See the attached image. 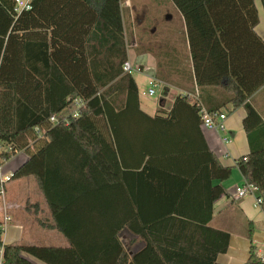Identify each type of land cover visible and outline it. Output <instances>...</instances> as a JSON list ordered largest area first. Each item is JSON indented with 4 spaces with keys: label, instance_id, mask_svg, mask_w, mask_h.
<instances>
[{
    "label": "trees",
    "instance_id": "1",
    "mask_svg": "<svg viewBox=\"0 0 264 264\" xmlns=\"http://www.w3.org/2000/svg\"><path fill=\"white\" fill-rule=\"evenodd\" d=\"M171 1L185 19L193 85L223 89V106H245L250 152L235 166L223 165L200 129L201 108L222 107L190 92L154 115L141 108L133 72L124 71L129 32L121 0H33L19 15L14 0H0V163L28 155L10 178L36 180L68 241L0 239L3 264H36L29 257L46 264H220L231 233L212 225L214 203L230 195L224 181L235 167L258 190L264 211V121L248 102L264 84L256 0ZM213 2L231 4L256 37L261 54L253 87L232 63ZM159 68L155 78L175 85L174 74ZM128 125L132 133L122 135ZM124 229L145 241L132 255L120 238ZM253 236L251 225L246 264H263Z\"/></svg>",
    "mask_w": 264,
    "mask_h": 264
},
{
    "label": "crops",
    "instance_id": "2",
    "mask_svg": "<svg viewBox=\"0 0 264 264\" xmlns=\"http://www.w3.org/2000/svg\"><path fill=\"white\" fill-rule=\"evenodd\" d=\"M255 5L259 23L255 26L254 32L264 40V8L261 0H256ZM121 6L125 14L124 22L129 32L128 41L126 40L128 61L138 67L137 71L145 74L148 83L155 78L159 68L157 66L159 58L162 62L164 61L159 69L174 74L175 85L159 80V86H163L164 96L162 95L157 107L144 105L140 92L141 108L149 115H154L160 107L170 108L178 94L187 92H190L195 99H202L201 101L209 106H221L227 115L226 130L206 131L200 129L210 150L218 156L221 163L225 166H235L236 159L247 155L251 149L243 125L247 114L246 108L244 105L234 107L232 103L223 106L226 100V93L223 89L212 87L199 89L193 85L190 76L193 73L192 53L182 13L171 0H121ZM209 6L220 28L224 30L222 38L223 41H226V50L232 56V63L238 70H243L247 74L246 86L253 87L257 83V56L261 54L257 49L256 37L250 31L245 18L240 16V13L233 14L231 4L213 2ZM157 57L159 58L157 59ZM259 61L261 62L262 59L259 58ZM187 74L190 76L188 79ZM179 82L182 87L178 86ZM172 93H174V97L168 104L167 98ZM248 102L258 111L264 121V84L250 95ZM131 133V125H128L121 134L127 136ZM224 137L230 138L231 142L225 143ZM254 140L257 142V136H254ZM27 159L28 155L22 151L4 163H0L2 167L0 174L2 179L0 186V239L3 243L67 246L68 241L57 229L36 180L32 177L10 178L13 172ZM201 159L202 156L198 155L197 168L200 166ZM235 174L241 177L238 181L241 183L237 187L246 183L239 169L233 168L232 176L228 181H224L230 194L226 196L224 203L225 208L228 209L227 214L217 219L215 204L222 198L220 197L214 203L212 225L231 233L228 251L220 254L217 258V262L220 264H246L250 248L247 232L251 225L254 227L253 243L255 247L257 246V254L259 256L264 254L258 248V245L264 243V211L262 206L258 207L255 204V197L259 195L258 190L254 188L253 195L244 198H239L237 193L236 196H233L229 191V182ZM235 215H239L245 225L243 234H233L231 227L234 225ZM257 228L262 229L263 239L262 235L257 236ZM120 238L130 255L145 246L143 239L127 229L120 233ZM29 259L36 264H46L33 257H29ZM0 264H3L1 248Z\"/></svg>",
    "mask_w": 264,
    "mask_h": 264
},
{
    "label": "built area",
    "instance_id": "3",
    "mask_svg": "<svg viewBox=\"0 0 264 264\" xmlns=\"http://www.w3.org/2000/svg\"><path fill=\"white\" fill-rule=\"evenodd\" d=\"M33 0H14L15 8L14 11L16 14H21L25 10H29L32 7ZM134 70H139L137 66H134L130 61H126L124 63V71L131 73ZM160 82L156 78H153L148 83V89L142 92V95L154 96L157 91ZM78 110L75 111V115H78ZM202 123L201 128L206 131H225L226 130V119L227 115L224 112L220 111H208L206 108L202 107L200 110ZM53 122L57 121L56 117H51ZM225 143L231 142L230 138L224 137L223 138ZM2 167L0 165V172ZM255 187L248 184L247 182L243 185H240L236 188V193L239 198H244L247 196L253 195V190ZM263 199L258 195L255 197V204L256 206L260 207L262 205ZM261 261L264 264V254L260 255Z\"/></svg>",
    "mask_w": 264,
    "mask_h": 264
},
{
    "label": "rangeland",
    "instance_id": "4",
    "mask_svg": "<svg viewBox=\"0 0 264 264\" xmlns=\"http://www.w3.org/2000/svg\"><path fill=\"white\" fill-rule=\"evenodd\" d=\"M133 76L135 77L136 81L138 82V85L140 87L141 90V94L143 91H146L148 89V80L147 77L145 76L144 73H140L137 70L133 71ZM157 93L154 96H148V95H141L142 96V102L144 105H154V106H158L160 99L163 97L162 96V92H163V86H159L156 89ZM174 97V93L170 94L167 98V102L168 104L172 101ZM2 173V170L0 172V174ZM236 176V177H235ZM234 177L231 178V181L229 182V191L233 194V196H236V187L239 183L238 182L239 179H241L240 175L235 174ZM238 179V180H237ZM228 181V180H227ZM238 182V183H236ZM228 183V182H227ZM222 200H219L216 202L215 204V215H217V219L220 216H224L227 214L228 209L225 208V199L227 198L225 195L221 196ZM233 234H243V231L245 230V225L242 223L241 221V217L239 215H235L234 217V225L231 227ZM257 231V236L262 235L263 231L260 228L256 229ZM262 239H263V235H262ZM257 247V246H256ZM258 248L264 252V243L258 245Z\"/></svg>",
    "mask_w": 264,
    "mask_h": 264
},
{
    "label": "water",
    "instance_id": "5",
    "mask_svg": "<svg viewBox=\"0 0 264 264\" xmlns=\"http://www.w3.org/2000/svg\"><path fill=\"white\" fill-rule=\"evenodd\" d=\"M162 95L164 96V93L162 92Z\"/></svg>",
    "mask_w": 264,
    "mask_h": 264
}]
</instances>
